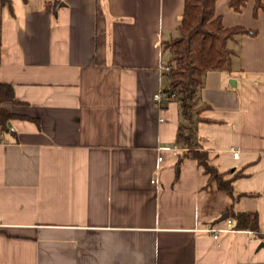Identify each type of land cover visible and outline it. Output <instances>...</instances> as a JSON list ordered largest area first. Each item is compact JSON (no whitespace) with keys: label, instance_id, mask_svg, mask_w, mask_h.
Returning <instances> with one entry per match:
<instances>
[{"label":"crops","instance_id":"0c3cea01","mask_svg":"<svg viewBox=\"0 0 264 264\" xmlns=\"http://www.w3.org/2000/svg\"><path fill=\"white\" fill-rule=\"evenodd\" d=\"M184 1L0 0V85L15 96L1 105L0 264H264V239L233 219L208 232L232 209L264 235V10L217 0L226 28L257 35L229 43L231 72H209L197 104L202 148L240 175L232 205L196 161L177 165L183 120L160 67Z\"/></svg>","mask_w":264,"mask_h":264},{"label":"trees","instance_id":"16d2710c","mask_svg":"<svg viewBox=\"0 0 264 264\" xmlns=\"http://www.w3.org/2000/svg\"><path fill=\"white\" fill-rule=\"evenodd\" d=\"M250 0H230V7L237 13L242 12ZM3 6L12 10L11 0H1ZM217 0H185L182 23L178 28L179 35L165 44L169 50V70L165 72L169 80L168 87L163 91L167 98L174 97L180 105L183 125L179 127L176 144L181 152L177 165L186 160H194L204 169L208 176L207 188L216 185L219 191L227 194L234 205L242 195L236 194L232 183L240 175L225 180L219 168L213 163L209 152L201 146L197 136V125L203 121L199 117L201 109L197 110L205 77L209 72H231L234 51L229 47L230 42L238 37L256 36L257 31L245 27L226 28L223 20L216 14ZM254 14L264 10L262 0H255ZM2 48L0 44V58ZM1 60V59H0ZM4 102H15L13 89L10 85H0V132L6 129V123L12 119L2 107ZM206 108H209L206 106ZM230 218L235 221V230H244L260 234L259 218L255 213L228 211Z\"/></svg>","mask_w":264,"mask_h":264},{"label":"built area","instance_id":"2783aa9c","mask_svg":"<svg viewBox=\"0 0 264 264\" xmlns=\"http://www.w3.org/2000/svg\"><path fill=\"white\" fill-rule=\"evenodd\" d=\"M160 69L165 70L167 72L170 68H169V65L162 64ZM154 99H155V102H157V103L162 102V98H161L160 94L155 95ZM233 155L235 158H237L239 155V152L238 151L233 152ZM159 161H162V158H159ZM224 224L226 226L225 228H220L219 226H214V227H211L210 229H208V232L214 234V236L217 237V235L219 233H223V232L229 233L230 231H234V229L232 228L234 225V221L232 219H227L226 221H224ZM2 227H3V218H2V215L0 214V230Z\"/></svg>","mask_w":264,"mask_h":264},{"label":"water","instance_id":"95a60500","mask_svg":"<svg viewBox=\"0 0 264 264\" xmlns=\"http://www.w3.org/2000/svg\"><path fill=\"white\" fill-rule=\"evenodd\" d=\"M229 217H230L229 213H225V214H223V215L221 216V218H218L217 220H215V221L213 222V226H214V225H218V224H220V223L226 221L227 219H229ZM261 247H264V243H262V244L260 245V248H261Z\"/></svg>","mask_w":264,"mask_h":264},{"label":"rangeland","instance_id":"374dc122","mask_svg":"<svg viewBox=\"0 0 264 264\" xmlns=\"http://www.w3.org/2000/svg\"><path fill=\"white\" fill-rule=\"evenodd\" d=\"M197 110H199L197 107H196Z\"/></svg>","mask_w":264,"mask_h":264}]
</instances>
